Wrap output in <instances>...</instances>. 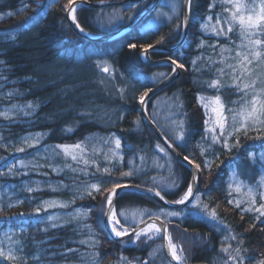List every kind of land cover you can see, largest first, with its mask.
<instances>
[{"label":"trees","instance_id":"1","mask_svg":"<svg viewBox=\"0 0 264 264\" xmlns=\"http://www.w3.org/2000/svg\"><path fill=\"white\" fill-rule=\"evenodd\" d=\"M150 1L134 3L135 11L128 5H80L77 23L88 33L100 35L110 28L98 27V13L119 9L124 21L113 26L116 29L130 21L128 16L133 11L134 17L140 14ZM244 2L258 6L260 0ZM68 3L69 0H0V250L6 254L11 250L18 258L0 257V264H159V259L167 261L162 251L157 250L159 256L152 259L151 255L161 243L160 235L150 240L146 236L136 241L134 237L115 240L107 232L101 213L107 195L104 189L114 182L158 189L170 201L178 199L191 182L190 168L177 161L146 124L139 103V96L162 80L151 81L156 71L164 72L166 78L172 72L170 64L149 66L141 62V46L157 45L161 38L164 42L160 44L177 42L183 29V11L157 28L138 25L114 39L90 41L70 26L64 11ZM227 7L231 5L223 0H193L184 42L172 51L150 53L153 59L168 56L185 65L177 78L146 105L150 113L153 99L164 93L173 97L180 112V141L158 127L180 153L201 165L196 193L199 206L194 209L190 204L184 210L191 214L166 220L171 241L185 264H234L228 255L235 256L236 248L241 249L244 264L264 261V218L257 220L254 211H241L251 206L244 192L257 187L262 171L259 165L264 168V162L257 157L264 151V129L229 136L230 150L221 143L203 149L207 117L198 97L219 95L225 109L235 110L225 111L228 125L240 109L234 101H239L242 93L229 87L232 72L228 67L236 63L235 52L241 44L239 29L236 27L227 37L212 33L219 27L227 31L223 23L229 15L224 10ZM218 15L222 18L220 25ZM32 17H37L38 22ZM129 44L137 47L130 49ZM221 46L231 51L221 53ZM103 61L108 64V72L100 67ZM219 69L224 70L223 75ZM213 79L220 81L219 90L209 87ZM251 79H256L254 73ZM261 87L264 85L257 80L256 88ZM117 138L120 149L115 147ZM76 143H82L85 160L76 150L78 159L74 161L55 147ZM157 145L167 151L172 161L170 172L162 173L167 175L165 184L153 178L157 173L154 167L122 177L132 160L144 156L151 164ZM19 148L24 151H17ZM112 148L120 161L105 159ZM206 161L208 168L204 167ZM241 166H247L248 172L242 173ZM105 168L109 171L105 172ZM236 169L239 191L230 186ZM174 177L178 187L169 190ZM93 183L100 191L93 193L94 198L86 194L81 198L85 184ZM229 199L233 204L228 203ZM46 201L67 203L69 207L46 208ZM236 203L241 208L235 207ZM258 203L255 207H259ZM204 205L209 212L216 211L215 220L201 211ZM37 208L41 209L38 214ZM163 209L157 200L136 191L121 192L115 203L122 224L128 220L120 212L139 210L149 217ZM54 212L63 213L62 222L49 221V214ZM78 212L86 213V218L74 219ZM217 224L229 232L228 242L222 240ZM93 240L98 241L95 246Z\"/></svg>","mask_w":264,"mask_h":264},{"label":"snow or ice","instance_id":"2","mask_svg":"<svg viewBox=\"0 0 264 264\" xmlns=\"http://www.w3.org/2000/svg\"><path fill=\"white\" fill-rule=\"evenodd\" d=\"M224 3H227L231 5V7L225 8V12L229 13L227 17L223 18V23L227 24V31L224 30L223 27L219 28H213L212 33L216 36H225L227 37L229 33L233 32L236 27L239 29V35L241 38V44L237 45L238 50L235 52L234 59L236 60L235 64L228 65V67L231 69L232 72V84L229 85V87H233L237 90V92L242 93L241 98L239 101H234V103H239L240 109L239 112L233 115L232 117V124H227V118L224 116L225 111L235 112L233 109H225L221 97L219 95L215 96L214 98L210 99L209 103H203V106L207 109L211 107V111L215 113L216 119L213 127H209L210 121L205 120V131H211L212 132V143H221L222 147L226 150H230V145L228 142V137L244 132L246 135L248 131L250 130H259L264 129V87H261L259 89L256 88L257 80L251 79L253 75V69L252 65L259 63L264 64V39L261 37H264V0H260L259 5L257 6L255 3L249 5L244 2V0H223ZM186 3L188 4L189 12L186 13L185 19L190 18V11L193 4V0H186ZM128 7L133 8L135 11V5L129 4ZM173 11H175V5L172 6ZM258 8V10H257ZM64 11L67 13L68 19L72 21L73 24H75L76 28L79 29L81 32L84 31V29L81 27L79 23H77L76 18V5L74 0H69V3L64 6ZM134 11L133 14H130L128 16V19L131 20L134 18ZM9 16L12 15V13H8ZM113 17H110L112 19ZM34 22H38L37 17L30 18ZM114 19L122 20L123 17L119 15V12L116 13ZM171 19V17H169ZM208 19H211L209 17ZM221 17L217 16V25L221 24ZM186 27V23L184 25ZM179 25L175 29V31L179 32ZM203 27V26H202ZM164 38H161V40L157 41V44L163 43ZM137 47L136 44H129L130 49H135ZM215 47V45L213 46ZM154 49V45L148 44L146 47L141 46V53L142 56L146 59L149 51ZM225 51H231L230 48H226L224 46H221V53ZM196 61H193V64H195ZM171 66H172V73L175 74L176 71L180 68H184L185 65L183 63H178L177 59L171 58ZM104 72H108L109 68L107 66L104 67ZM221 75H223L224 70L219 69L218 70ZM166 78L165 73H159L152 77L153 83H155L159 79ZM221 83L217 79H213L211 83L209 84V87L216 88L219 90L221 87ZM152 88H149L147 91L143 92L139 96V103L144 106L147 104V98L149 97V93L152 91ZM208 98L205 97H198L199 102H203ZM214 105V107H213ZM29 108L32 107L31 104L28 105ZM147 112L145 111V116L147 117ZM207 115V113H206ZM123 118V117H121ZM181 127H183V122L180 124ZM216 128H219V134L216 133ZM229 128H231V131H229ZM39 135V134H38ZM260 137L258 136L257 139ZM38 142V141H37ZM115 145L117 149H120L121 147V141L117 138L115 139ZM33 145H29L31 147ZM236 146H239V139L237 137V144ZM56 148L62 150L66 156L71 155L72 160H77L78 157L74 153L75 150H83L82 143H76L74 145H57ZM159 148L160 146L157 145ZM168 147H171V145H168ZM17 151H24L23 148L17 149ZM160 151H164L163 148H160ZM115 156L116 153H113ZM252 155V154H250ZM184 160H186L190 165H193L197 171L200 170L201 165L194 164L192 160H190L187 156L184 157ZM204 167L208 168L209 164L206 161L204 163ZM11 172V168L9 169ZM105 172H108L109 169L105 168ZM134 173L132 171L123 172L122 177H129L132 176ZM196 180V177H193V181ZM178 179L173 178L171 185L169 187V190L175 189L178 187ZM130 187L128 184H121L118 182H114L110 188L104 189V191L107 193L105 202L102 203V215L105 216L107 224L110 226L111 232L115 235V237H123L128 234L129 229L123 227L120 220L117 219V212L113 207L114 204V197L118 196L120 194L121 190H126ZM85 192L81 193V198H83V195H88L94 198L93 193L99 192L100 188L98 187V184H85ZM137 191H141L139 186H136ZM28 191H33L32 188H28ZM149 193L153 192L152 188H149L147 190ZM251 191V190H250ZM154 195L159 197L161 200H164V196L161 195V191H155ZM193 198L195 201L199 202L200 198L195 195L194 192V182H190L187 184V190L183 192L182 195L179 196L178 199L171 201V203L177 204V205H185L192 204L193 208H197L199 205L198 203H193ZM261 199L264 200V193L261 194ZM167 202V201H166ZM229 204H233V201L231 199L228 200ZM44 204L47 207H62L66 208L69 207V204L58 202V201H46ZM11 206V205H10ZM235 207L241 208L240 203H236ZM45 208V210H46ZM40 208L36 209L37 214L40 212ZM201 211L206 215L210 216L213 220L216 218V211L213 209L211 212L208 211V206L204 205L203 209ZM242 212H255L258 215L256 216L257 220H261V218H264V203H261L259 207H255V200L251 201V206L247 208H242ZM191 214V213H186ZM23 215V214H21ZM120 216H124V212L119 213ZM143 215V213H141ZM167 215H177L175 212L167 213ZM87 216L86 213L78 212L76 217H73L74 219H85ZM49 221H52L56 219V217H48ZM159 219V217H157ZM261 222H264V220H261ZM56 225L53 224V227ZM254 226V225H253ZM163 226H157L155 223L148 224L145 229L142 230H134V235L139 238L142 234L146 235L148 239H152L151 234L160 233L162 231ZM164 233V239L168 240V249L171 254L172 260L175 261H181V255L178 254V249L175 244L172 243L170 236L168 235V229L163 228ZM232 239H236V237H231ZM92 245L95 246L98 241L93 240ZM71 251V250H70ZM223 252H229L228 248H222ZM0 257H4L5 259H18L14 256L13 252L9 250L7 254L0 250ZM228 260L233 261L234 264L238 262V264H244V257L241 256V249L236 248L235 249V256H233L231 253L228 255ZM260 264H264V261H261Z\"/></svg>","mask_w":264,"mask_h":264},{"label":"rangeland","instance_id":"3","mask_svg":"<svg viewBox=\"0 0 264 264\" xmlns=\"http://www.w3.org/2000/svg\"><path fill=\"white\" fill-rule=\"evenodd\" d=\"M152 1L153 0H151L150 3ZM184 1L185 0H160L159 7L156 10H154V12L148 17V19L141 24V27L144 29L145 28H151V27L157 28L165 20H170L169 17H171V19L173 17H179L181 14V11H183ZM173 5L176 6L175 11H173V7H172ZM117 12H119V15L122 16L119 9H106V11L98 13V17H97L98 27H100L102 30L110 28L109 30L104 31L103 33L114 30L115 27H113V26H115L119 22L124 21V16H123L122 20L114 19ZM110 17H113V18L110 19ZM111 27H113V29ZM146 46L147 45H145L144 47H146ZM141 58L144 61H147V58L145 59L142 55H141ZM107 65L108 64L104 61L100 63L101 68H104ZM251 67L253 69V73L256 76V79L258 80V83L260 85H262V84L264 85V64L256 63V64L252 65ZM159 73H164V72L156 71V73H154L152 75V77L156 74H159ZM171 73H170V75H171ZM177 76L174 78V80L177 78ZM152 77H151V81H152ZM159 80H161V79H159ZM159 80H157L156 82H158ZM201 97L208 98L205 101L201 102L202 105H203V103H209L210 99L214 98V97H210V96H201ZM213 107H214V105H213ZM145 108L147 111L146 106H145ZM203 108H204L205 112L207 113L206 117H207V120L210 121L209 127L211 128L214 126L216 115H215V113H213L211 111V107L206 109L203 106ZM148 114L153 119V121L164 132H166L169 136L175 137L176 140L180 141V139L178 138V127H179L180 112H179L178 106H177V104L174 101L172 96H167L164 93V94L158 96L157 98L153 99L151 112ZM226 114L227 113L224 112V116L227 118ZM217 131H220L219 128H216V133H217ZM205 139H206L205 140L206 143H205V147L203 149L213 148L215 144L212 143V132L211 131H208V132L205 131ZM113 148L111 150L110 155H107V157H105V159L109 162H111L113 160L120 161L119 159H116L115 156L113 155V153H114ZM160 148H163V147L160 146L158 148L156 146V148L154 149L155 155L152 158L153 161L151 164H149V162L145 159L144 156H141L138 159V161H136V160L131 161L130 168L128 171H132V172L138 171L139 172V171H142L143 169H148V168L154 167L156 169L157 173H156V175L153 176V178L155 180L161 181L165 184V180L167 178V175L164 176L162 173L165 170H167L166 173L170 172L172 161L169 159V155L167 154V151L165 149H164V151H160ZM76 151H77L78 155L81 154L83 156L84 160L86 159V155L84 154L83 150L82 151L76 150ZM76 151H74V154L76 153ZM257 157L259 158V160L264 162V151L257 153ZM168 162H170V164ZM259 169H261L262 171H261V176H260V180H259L257 187L255 189L249 188L248 190H246L244 192V196H245V198H247L249 200V202H251L252 200H255V203H258V201H259L258 206L261 203H264V200L261 199V194L264 193V168L261 165H259ZM239 170L242 173H245V172H248L249 168L247 166H241V168ZM237 173H239V171L237 169L235 170V172H232V175H235V176L232 177V180L230 182L231 183L230 186L232 188H234L235 191L241 190V187L239 186L238 181H237L238 180L237 179L238 178ZM257 198H258V200H257ZM234 200L238 201L239 198L234 197ZM193 202H195V199H193ZM196 203H198V202L196 201ZM170 212H175V213H177V215H174V216L167 215V213H170ZM141 213H143V215H141ZM185 213H186V211L184 209L173 210V209L165 208L159 212H156V214H153V215L158 216V217L162 218L163 220H168V219H172V218H181L185 215ZM62 215H63L62 212H60V213L54 212V213H50L49 217L50 216L56 217V219H54V220L56 222L60 223V222H62L61 221V218L63 217ZM124 216L127 218L128 223L127 224L121 223V224L123 225V227L128 228L129 231H131L139 223H141L142 221H144L145 219L148 218V216H146V212L139 211V210H134L132 212L125 213ZM150 216H152V215H150ZM117 219L119 220L118 217H117ZM208 219L210 221V218H208ZM212 222H214V221L212 220ZM108 227L110 229L109 225H108ZM217 229L223 235L222 240L228 242L229 241V232L227 230H225L221 224H217ZM151 235H152V239H156L160 235V233H155V234H151ZM141 236H146V235L142 234ZM130 237H134V241H136V239H137L136 236H130ZM130 237H127V238H130ZM127 238H125V239H127ZM146 238L148 239L147 236H146ZM122 240H124V239H122ZM148 240H150V239H148ZM159 249L162 251V239H161L160 245H158L155 248L153 254L151 255V259L159 256V253L157 252V250H159ZM162 253H163V251H162ZM158 261H159V264H171L170 262L162 260V259H159Z\"/></svg>","mask_w":264,"mask_h":264},{"label":"water","instance_id":"4","mask_svg":"<svg viewBox=\"0 0 264 264\" xmlns=\"http://www.w3.org/2000/svg\"><path fill=\"white\" fill-rule=\"evenodd\" d=\"M142 0H112V1H102V2H90L87 0H74L75 5H84L87 6L89 8H102V7H113V6H121V5H129V4H134L137 2H140ZM160 0H153L140 14H138L137 16H135L130 22H128L127 24L112 30L110 32L101 34V35H92L88 32H86L85 30L83 32H81L79 29L76 28L75 24L72 23V21L70 19H68L67 17V13H66V17L67 20L70 24V26L72 27V29L79 34L80 36L84 37L85 39H88L90 41H107V40H111L114 39L126 32H128L129 30L135 28L136 26H138L141 22H143L151 13L152 11L157 7V5L159 4ZM78 7V6H77ZM76 7V9H77ZM189 12V8H188V4L186 3V0L184 1V8H183V30H182V34L180 39L174 43V44H157L154 45V49L150 50V51H172L175 48H178L186 39L187 34H188V30H189V19H185V15L186 13ZM186 23V27L184 26ZM149 51V53H150ZM140 55H142V53H140ZM141 58V56H140ZM141 61L143 63H145L146 65H158V64H165L168 63L171 65V58L170 57H161L159 59H152L150 57V55L148 54L147 56V61H144L141 58ZM180 73V70L178 69L176 71L175 74H171L169 75L167 78H164L163 80H161L160 82H158L156 85H154L152 87V91L149 93V97L147 98V101H149L155 94H157L159 91H161L163 88H165L168 84H170L174 78ZM146 105L142 106L141 105V114L142 117L144 119V121L146 122V124L154 131V133L157 135V137L159 138V140L165 145V147L169 150V152L171 153V155L179 162H181L182 164H185L186 166H188L191 170V182H194V192L196 194L197 192V183H198V171L197 169L193 166L190 165L186 160H184V155L182 153H180V151H178V149L164 136V134L162 133V131L158 128V126L156 125V123L150 118L149 115H147V117L145 116V108ZM147 112V111H146ZM148 114V113H147ZM168 145H171V147H168ZM196 177V180L193 181V177ZM123 184H128L130 185V187L126 190H121V192L123 191H137L136 186H139L141 191H139V193L144 194L148 197H151L155 200H157L161 205H163L165 208H169V209H175V210H181L184 209L185 205H177L174 203H171L170 200H168L162 193L161 195L164 196V200H161L159 197L154 195L155 191H159L157 189H153L152 193H149L147 190L150 187H146L143 185H139V184H130V183H123ZM118 196L114 197V204L113 207H115V203H116V199ZM194 199V198H193ZM167 201V202H166ZM158 216H151L147 219H145L144 221H142L141 223H139L132 231H130L127 235L123 236V237H115L111 230L108 227L106 218L104 217V224H105V228L107 230V232L109 233V235L116 240H121V239H125L127 237L133 236L134 235V230H142L144 228L147 227L148 224L151 223H155L157 226H163L162 227V231L160 232L161 237H162V251L164 256L166 257V259L171 262L172 264H185L182 263L181 261H175L172 260L171 258V254L170 251L168 249V240L164 239V233H163V228H167V223L166 221H164L162 218L159 217V219H157ZM169 235V234H168ZM192 264H208V263H192Z\"/></svg>","mask_w":264,"mask_h":264},{"label":"bare ground","instance_id":"5","mask_svg":"<svg viewBox=\"0 0 264 264\" xmlns=\"http://www.w3.org/2000/svg\"><path fill=\"white\" fill-rule=\"evenodd\" d=\"M78 6V4L76 5V7ZM176 43V42H175ZM174 44V43H173ZM176 49V48H175ZM174 50V49H173Z\"/></svg>","mask_w":264,"mask_h":264}]
</instances>
